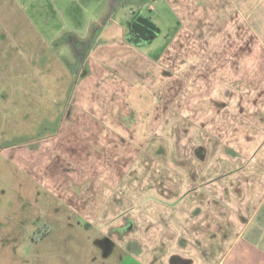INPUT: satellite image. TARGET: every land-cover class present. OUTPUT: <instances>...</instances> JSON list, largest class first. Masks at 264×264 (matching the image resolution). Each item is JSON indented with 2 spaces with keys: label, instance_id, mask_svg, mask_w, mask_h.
Instances as JSON below:
<instances>
[{
  "label": "crops",
  "instance_id": "0c3cea01",
  "mask_svg": "<svg viewBox=\"0 0 264 264\" xmlns=\"http://www.w3.org/2000/svg\"><path fill=\"white\" fill-rule=\"evenodd\" d=\"M74 1L72 26L22 2L72 57L56 116L6 151L0 264H264V0H164L160 44L129 24L154 0Z\"/></svg>",
  "mask_w": 264,
  "mask_h": 264
},
{
  "label": "rangeland",
  "instance_id": "374dc122",
  "mask_svg": "<svg viewBox=\"0 0 264 264\" xmlns=\"http://www.w3.org/2000/svg\"><path fill=\"white\" fill-rule=\"evenodd\" d=\"M22 2L24 0H0V200L15 198L11 187L18 183L6 174L9 170L6 151L41 136L44 133V128L40 127L42 122L56 116L55 103L57 97H62L57 90L63 89L62 78L58 76L67 72L66 58L72 57L68 47L59 49L58 46H51ZM61 3L58 4L67 9L60 14V18L63 21L68 18L65 25L72 26L73 13L79 8L75 9L74 0H61ZM152 3L153 9L144 7L136 10L137 25L151 22L163 28L164 32L174 22L169 13L170 7L164 0H154ZM135 6L122 2L117 9L121 19L130 18L131 9L134 10ZM82 9L85 10V7ZM132 17H136V14ZM61 34L57 42H64L70 35L66 30H62ZM163 35L162 39L160 35L159 38L156 36L154 43L164 42L166 31ZM147 46L149 43L139 48ZM12 256L7 257L11 259Z\"/></svg>",
  "mask_w": 264,
  "mask_h": 264
},
{
  "label": "trees",
  "instance_id": "16d2710c",
  "mask_svg": "<svg viewBox=\"0 0 264 264\" xmlns=\"http://www.w3.org/2000/svg\"><path fill=\"white\" fill-rule=\"evenodd\" d=\"M137 21V18H134V19H132V20H130L129 21V24L131 23V24H134V22H136ZM149 22V21H148ZM151 23V22H150ZM152 24V23H151ZM153 25V24H152Z\"/></svg>",
  "mask_w": 264,
  "mask_h": 264
}]
</instances>
